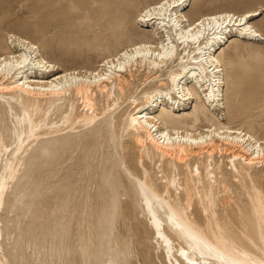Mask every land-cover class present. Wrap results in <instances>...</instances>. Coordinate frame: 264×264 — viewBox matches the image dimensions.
Returning <instances> with one entry per match:
<instances>
[{
    "label": "bare ground",
    "instance_id": "6f19581e",
    "mask_svg": "<svg viewBox=\"0 0 264 264\" xmlns=\"http://www.w3.org/2000/svg\"><path fill=\"white\" fill-rule=\"evenodd\" d=\"M65 1L74 3L75 19L96 27L88 32L94 39L91 50L103 49L87 66L63 68L27 36L10 32L5 36L0 29V178L7 185L0 207V264H10L2 246L3 209L27 195L22 174L27 161L36 165L46 156V164L58 167L78 149L79 156H94L105 143L99 127L128 100L114 119L111 137L118 139L122 150L126 145L133 151L132 164L121 157L125 180L134 187L165 264L264 258V138L245 128L249 120L231 125V120L243 118L244 107L264 106V87L258 91L256 84L245 99L237 78L236 114L227 112L222 61L227 43L264 41L262 29L251 22L264 7L249 11L252 15L245 23L251 22L256 33L252 35L238 22L249 12L215 9L191 17L183 13L190 0H153L138 14L131 10L135 0H109L104 6H97V0ZM138 24L152 36L137 31ZM55 70L61 72L38 75ZM147 81L154 84L140 91L144 101L139 102L134 95ZM107 148L101 164L86 165L103 173L106 192L97 197L115 203L124 186L116 178L118 153ZM40 197L35 192L28 196ZM50 218L55 219V213ZM55 226L63 233L68 230L64 223ZM185 229L198 239H190ZM201 241L224 259L209 253Z\"/></svg>",
    "mask_w": 264,
    "mask_h": 264
},
{
    "label": "rangeland",
    "instance_id": "374dc122",
    "mask_svg": "<svg viewBox=\"0 0 264 264\" xmlns=\"http://www.w3.org/2000/svg\"><path fill=\"white\" fill-rule=\"evenodd\" d=\"M108 1L97 0V6H104ZM151 1L135 0L131 10L138 14ZM73 7L74 3L65 0H0V29L5 36L9 32L27 36L63 68L77 63L87 66L96 60L95 54H100L103 48L91 50L94 48V39L88 32L96 27L88 20L75 19L71 14ZM262 7L264 0H190L183 13L194 17L211 10L226 9L243 14ZM251 20L264 32V12ZM134 28L152 36L145 27L139 29L140 24ZM129 37L136 39L135 35ZM224 49L222 61L228 85L226 106L227 112H233L237 78L240 95L245 99L255 90L256 84L259 86L258 91L264 87L261 81L264 75V41L240 39L234 44L227 43ZM233 62L237 65L232 66ZM59 72L61 70L35 74L51 76ZM153 84H148V81L144 85L140 84L134 95L139 102L144 101L142 93ZM259 98L262 99L261 96ZM126 103L130 101L125 102L119 111L126 107ZM255 106L244 107L241 111L243 118L231 120V125L237 126L242 120H249L245 128L264 138V106ZM113 107L111 104L109 111ZM119 111L112 114L106 125L99 127L105 135V143L101 144L94 156L85 153L79 156L78 149L71 160L58 167L46 164L43 161L47 160L46 156L40 162L36 161V165L27 161L22 172L26 175L27 195L12 201L3 209L5 225L2 246L10 264H110V260L115 264H165L161 244L147 226L134 187L125 180L121 157L124 156L128 164H132L133 151L126 145L122 150L118 139L111 137L110 129L114 127V119H117ZM219 117L225 118L221 114ZM117 143L119 146H116ZM107 146L111 154L118 153L116 159L120 166L116 178L124 186L115 203L97 197V193L103 195L106 192L103 173L86 165L88 162L101 164ZM32 192L40 193L41 197L38 200L29 199ZM52 213H55V219H49ZM63 223L68 226L65 233L55 226H62ZM120 252L122 255L116 257Z\"/></svg>",
    "mask_w": 264,
    "mask_h": 264
},
{
    "label": "snow or ice",
    "instance_id": "6c2138e0",
    "mask_svg": "<svg viewBox=\"0 0 264 264\" xmlns=\"http://www.w3.org/2000/svg\"><path fill=\"white\" fill-rule=\"evenodd\" d=\"M146 14H147V13H146ZM249 15H252V13L249 12V13L245 14L244 16L239 17V18H238V22H239L241 25L244 26L243 29H242V31L249 32V33L252 34V35H256V33H255V32L252 30V28H251V22H249V23H247V24L245 23V21H246V19H247V16H249ZM210 19L213 20V21H215L217 18H216V17H211ZM229 19L231 20L232 18L229 17ZM220 21H221L220 24H216V25H215L217 28L221 27V24L223 23V17L220 18ZM234 22H236V21H234ZM202 23H203V22L201 21V24H202ZM188 31H189V33H190V32H191V29H188ZM162 47H163V45H162ZM25 62H26V60H25ZM17 66H19V65H17ZM173 79H174V78H173ZM210 95H211V94H210ZM194 142H195V141H194ZM257 154H259V150H258V153H257ZM8 179H11V175L8 177ZM6 187H7V185H6V181H5V179H4V178H0V207L3 206V199H4V193H5ZM261 216H262V220H264V213H262ZM184 231H185V233L187 234V236H188L190 239H193V240L198 239V237H197V236H196L191 230H189V229H185ZM261 239L264 240V234H262ZM201 242L204 243V247L207 249V251H208L209 253H215V254L217 255L218 258H220V259H222V260L224 259V256H223L222 253L217 252L216 249L212 248V247H211L210 245H208L206 242H203V241H201ZM261 251H264V247H262ZM181 254H182V255H185V258L187 259L186 253H184L183 249H181ZM201 255H204V252H201ZM188 264H194V262L191 261V260H189ZM225 264H264V258H262V259L259 260V261H256V260H249V261H247V262H241V261H238V260L230 259V258H229V259L225 260Z\"/></svg>",
    "mask_w": 264,
    "mask_h": 264
}]
</instances>
